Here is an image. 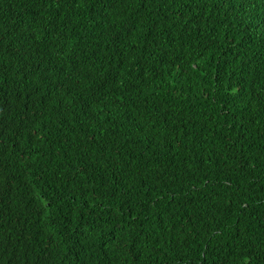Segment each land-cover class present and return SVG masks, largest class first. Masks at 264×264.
<instances>
[{
    "label": "trees",
    "instance_id": "16d2710c",
    "mask_svg": "<svg viewBox=\"0 0 264 264\" xmlns=\"http://www.w3.org/2000/svg\"><path fill=\"white\" fill-rule=\"evenodd\" d=\"M0 264H264V0H0Z\"/></svg>",
    "mask_w": 264,
    "mask_h": 264
}]
</instances>
